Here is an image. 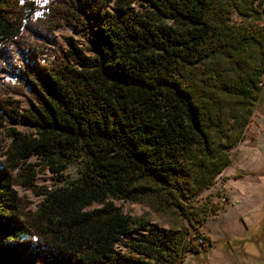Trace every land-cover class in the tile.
<instances>
[{
  "label": "trees",
  "instance_id": "16d2710c",
  "mask_svg": "<svg viewBox=\"0 0 264 264\" xmlns=\"http://www.w3.org/2000/svg\"><path fill=\"white\" fill-rule=\"evenodd\" d=\"M263 11L264 0H45L39 11L0 0V73L15 71L0 78V264H178L198 250L190 227L216 210L199 194L262 90ZM44 169L60 182L36 183ZM17 186L39 196L34 208Z\"/></svg>",
  "mask_w": 264,
  "mask_h": 264
},
{
  "label": "rangeland",
  "instance_id": "374dc122",
  "mask_svg": "<svg viewBox=\"0 0 264 264\" xmlns=\"http://www.w3.org/2000/svg\"><path fill=\"white\" fill-rule=\"evenodd\" d=\"M44 1L35 0L36 11L40 10ZM233 18L238 19L235 14ZM260 21L264 22V11L260 14ZM53 31L57 40H63L68 27L56 26ZM83 40L84 36H78V41ZM51 50L52 45H46L40 54L49 56ZM14 73L8 67L0 73V78L12 82ZM22 92L13 94V97L24 106L28 93L25 86ZM14 125L21 130L27 128L23 122ZM0 137H4L2 131ZM229 152L228 164L217 173L213 184L203 189L198 197L199 201L216 206L215 212L208 214L197 225L199 233L190 227L192 241L198 250L185 252L178 264H264V87L251 109L240 139ZM75 173V165H68L62 171L64 178H70ZM35 182L50 186L60 181L54 173L44 169L36 174ZM16 190L34 208L39 196L20 186ZM114 202L123 212H147L151 220L160 221L155 213L139 202L120 199ZM195 234H204L207 239L203 238L204 242L198 244L193 238Z\"/></svg>",
  "mask_w": 264,
  "mask_h": 264
},
{
  "label": "built area",
  "instance_id": "2783aa9c",
  "mask_svg": "<svg viewBox=\"0 0 264 264\" xmlns=\"http://www.w3.org/2000/svg\"><path fill=\"white\" fill-rule=\"evenodd\" d=\"M261 86H262V88L264 87V80L263 79H261ZM193 238H194V241L197 242L198 244H202L204 242L203 236L201 234H198V235L195 234V236H193Z\"/></svg>",
  "mask_w": 264,
  "mask_h": 264
},
{
  "label": "bare ground",
  "instance_id": "6f19581e",
  "mask_svg": "<svg viewBox=\"0 0 264 264\" xmlns=\"http://www.w3.org/2000/svg\"><path fill=\"white\" fill-rule=\"evenodd\" d=\"M260 85H261V83H260Z\"/></svg>",
  "mask_w": 264,
  "mask_h": 264
},
{
  "label": "crops",
  "instance_id": "0c3cea01",
  "mask_svg": "<svg viewBox=\"0 0 264 264\" xmlns=\"http://www.w3.org/2000/svg\"><path fill=\"white\" fill-rule=\"evenodd\" d=\"M263 79H264V77H263Z\"/></svg>",
  "mask_w": 264,
  "mask_h": 264
}]
</instances>
